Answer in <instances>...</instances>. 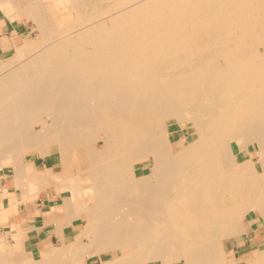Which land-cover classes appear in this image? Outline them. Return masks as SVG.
I'll return each mask as SVG.
<instances>
[{
    "label": "bare ground",
    "instance_id": "bare-ground-1",
    "mask_svg": "<svg viewBox=\"0 0 264 264\" xmlns=\"http://www.w3.org/2000/svg\"><path fill=\"white\" fill-rule=\"evenodd\" d=\"M51 1L0 0L40 36L0 49L1 178L11 165L23 200L70 193L60 237L84 225L39 259L19 229L0 264H264L226 249L264 225V0ZM53 149L58 171L26 161Z\"/></svg>",
    "mask_w": 264,
    "mask_h": 264
},
{
    "label": "rangeland",
    "instance_id": "rangeland-1",
    "mask_svg": "<svg viewBox=\"0 0 264 264\" xmlns=\"http://www.w3.org/2000/svg\"><path fill=\"white\" fill-rule=\"evenodd\" d=\"M51 2L52 3L49 6L52 7L53 10L56 9V11H57V13H59L60 17L63 16L65 13V10L64 11L60 10L59 8L61 6L57 5V3H54L55 0L51 1ZM101 2H102V0H101ZM65 3H68V0H66ZM102 3L104 4L105 2L103 1ZM10 14L11 15L6 16L2 11H0V49L3 46H4V48L9 47L11 45V40H13V39H20V38L27 37L28 39L40 40L39 34L34 31L35 24L32 21H27L26 19H21V18L17 17L15 9H12L10 11ZM72 20H74L73 14L71 15V21ZM13 53L14 52L11 51L5 55H6V57H9ZM183 126H184L183 129H180L177 127V131L172 134V138L174 140H177L180 136L185 134V135H187L189 141H191L192 137H191L190 132H189L190 130L185 128V124H183ZM35 127H36V129H40L41 126L39 123H37ZM250 150L255 153L256 145H252L250 147ZM235 152L238 155L240 161H243L249 157L247 150L244 148H242V149L235 148ZM79 154H80V159H81L80 161H81L82 167L85 169L86 164H87L86 160H85L81 151H79ZM254 159L257 163V166L260 167L259 157L257 155H254ZM26 161L27 162H34L37 165L38 171L45 170L46 167H55L56 170L58 171L59 163H60V156H59V152L56 149H53L52 154L48 157L41 156L37 152L30 153L26 156ZM5 167H6L5 169H7L9 171V173H7V175L5 177H2V178H5L7 180V181L3 180V185L8 184L9 186H11L10 191H12V192L15 189L14 187H16L18 190L17 194L21 195V193H23V191L19 187H17L14 183V176H13V172L11 169V165L5 166ZM1 172L2 171L0 170V179H2L1 178ZM144 172L147 173L148 169L145 168ZM51 193H53V195ZM69 195H70V193L67 194V192L62 193L61 195H57L55 192L50 190V188H47L46 191H44L40 194L37 193L36 191L33 192L27 199H29L31 201V203L37 202L38 198H40V197H42V198L48 197L49 199H52L50 202H46V207L48 210V206H49L48 204L49 203L52 207H53V205L62 206V204H63L62 198L68 197ZM42 198H41V200H42ZM27 204L30 205V202ZM39 204H42V202L39 201ZM49 211H50V213H52L51 207H50ZM44 214L47 215L48 213L45 212ZM72 223L73 222H69V223H66L65 225L72 224ZM82 225H84L83 220H81V219L76 220L74 222V227L72 229L67 230L68 232L70 231L69 235H68V241H65V236L63 233V237H60L61 243L59 244L58 241H54L55 243L51 244V245L58 246V248L64 250L67 247L68 243L74 241L76 238L79 237V229L82 227ZM245 225L246 226L249 225L248 220H245ZM63 229H64V227H63ZM41 235H43V234L41 233ZM240 242H244V245L240 246L239 245ZM263 245H264V225L262 224V222H256L253 225V230L251 228L248 229L247 235L239 236L234 240L227 241L226 242V247H227L226 249L228 252H230L231 250H235L236 258H238V259L245 258L246 259V258H249L251 251H253L257 248H260V247H264ZM25 252H26L27 257L31 258V257L35 256L36 259H39V252L38 251L35 250V251L30 252V249H25ZM110 257H111V255L104 254V255H102V258H99V257L94 258L93 257L92 259H89L88 263L89 264H101L102 261H107L108 259H110Z\"/></svg>",
    "mask_w": 264,
    "mask_h": 264
},
{
    "label": "crops",
    "instance_id": "crops-1",
    "mask_svg": "<svg viewBox=\"0 0 264 264\" xmlns=\"http://www.w3.org/2000/svg\"><path fill=\"white\" fill-rule=\"evenodd\" d=\"M5 172L6 175L9 173L8 170H5ZM3 180L6 179H0V250L15 243L14 233L19 229L25 231H23L24 248L30 249L31 252L36 250L40 253L39 249L47 247L49 244H54V241H58L60 244L61 240L58 235L57 225L53 222L56 221L59 216L55 217V220L52 219L53 221L50 220L52 213H50L49 210L52 206L49 203V206L47 205L48 210L46 207V202H50L52 199L40 197L37 202L34 203H31L29 199L23 200L22 193L18 195L16 187H14L15 189L13 192L10 191L11 186L8 184L3 185ZM39 201H41L42 204H39ZM29 202L30 205L27 204ZM55 206L57 205H53V207ZM45 212L48 214L45 215ZM47 220H50L49 223H47ZM74 222L64 226L63 233L65 241H68L70 232L67 230L74 227ZM41 233L43 235H41Z\"/></svg>",
    "mask_w": 264,
    "mask_h": 264
}]
</instances>
